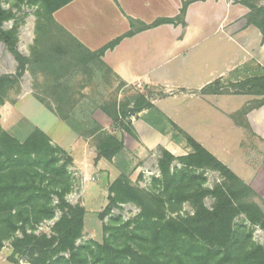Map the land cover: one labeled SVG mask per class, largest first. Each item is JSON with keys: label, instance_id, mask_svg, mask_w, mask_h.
I'll list each match as a JSON object with an SVG mask.
<instances>
[{"label": "trees", "instance_id": "trees-1", "mask_svg": "<svg viewBox=\"0 0 264 264\" xmlns=\"http://www.w3.org/2000/svg\"><path fill=\"white\" fill-rule=\"evenodd\" d=\"M194 1L198 0L183 2L175 19H159L149 26L131 18H128V22L131 28L140 24L142 30L174 22L184 25L182 20L186 7ZM241 5L249 10L247 25L256 27L264 41V6H258L255 0H244ZM41 9L47 10V24L56 25L64 36L55 40L63 41L62 44L53 42L50 50L45 48L36 53L42 70L56 80L67 76L73 64L97 62L102 66L100 58L104 52L113 48L121 38L134 34L130 30L92 53L53 21V9ZM9 19L11 15L2 7L0 0V42L16 60L21 76L29 61L18 52L16 30L2 28ZM257 69L258 74L231 83L223 87V91L213 87L218 84L214 81L202 92L204 95L261 97V100L250 102L232 116L235 119L242 117L249 110L264 105V70ZM6 81H9L8 77H0V86ZM143 110L148 111L144 117L148 125L160 132L172 127L183 136L193 152L175 158L162 149V158L158 163L161 178L158 181L164 190V197L132 186L124 175L116 178L107 189V204L98 214L99 221L110 214L113 207L122 203L134 204L140 213L128 223L119 220L110 227L103 225L102 231L108 234L104 235L101 244L92 240L76 244L82 237L85 210L65 199L70 191L65 179L66 167L58 166L56 155L65 154L64 150L51 146L47 136L38 128L20 143L0 127V250L8 244L10 264H264V248L252 241L251 230L233 227V220L244 215L251 226L259 225L264 229L262 211L257 205L243 200L252 194L251 188L139 94L132 104L130 117ZM103 112L113 123H117L121 117L115 107ZM123 130L136 137L129 122L125 123ZM123 149V143L113 135H99L97 157L111 161ZM175 160L182 167L170 170V164ZM202 163L217 170L230 182L228 185H217L210 192L214 199L211 209L201 202L202 185L193 171ZM52 195L58 202L55 207L60 217L53 224L51 235H36L33 232L36 225L54 218ZM188 200L193 203L192 215L165 217L167 207L176 211ZM66 253L68 258L63 257Z\"/></svg>", "mask_w": 264, "mask_h": 264}, {"label": "rangeland", "instance_id": "rangeland-1", "mask_svg": "<svg viewBox=\"0 0 264 264\" xmlns=\"http://www.w3.org/2000/svg\"><path fill=\"white\" fill-rule=\"evenodd\" d=\"M228 1L241 4L244 0ZM255 1L258 6H264V0ZM3 6L10 13L11 19L4 22L2 28L16 30L18 52L29 64L20 76L16 60L0 42V77L9 78V81L0 86V127L20 143L38 128L47 136L51 146H70L69 152L66 150L65 154H56L58 166L66 167L65 179L70 191L65 199L71 205H79L89 212L86 229L76 244L81 245L89 240L101 244L104 235L108 234L102 231L103 225L110 227L119 220L121 223H128L140 213V209L134 204L122 203L113 207L110 214L99 221L97 214L103 212L107 204V189L116 178L124 175L132 186L151 195L164 197V190L158 181L161 178L158 163L162 158V149L157 146L148 150L137 134L132 137L123 130V126L130 119L132 104L142 93L139 88L123 87L114 82L108 71L97 62L89 65L73 64L67 76L56 80L42 70L36 56L38 50H50L53 42H61L55 40L64 37L56 25L47 24V10L29 7L25 3H18L14 8L6 7V4ZM258 73L254 66L247 71H234L226 78L215 80L218 84L213 87H219L223 91V87ZM256 100H261V97ZM223 102L220 100L219 107H223ZM113 107L121 116L117 123L103 115L104 109ZM209 118H212L210 122L194 123L193 127L202 126L195 128L197 134L209 138V142L213 140V151L219 158L226 159L236 173L244 178L251 177L257 168L248 165L235 150L236 141L240 140L238 133H230L221 117L209 115ZM67 128L73 136L69 137ZM166 129L168 132L165 136H169L166 138L173 147L170 154L175 158L192 154V149L177 130L172 127ZM102 133L113 135L124 146L122 152L111 161L97 157L96 146ZM224 145L231 150V155L220 152V147ZM181 167L182 164L177 160L170 164V170ZM193 171L202 185L201 202L204 207L211 209L214 199L210 192L215 186L228 185L230 182L206 163L193 168ZM246 185L251 188L252 194L243 200L257 205L264 215V184ZM52 202L54 207L57 206L54 195ZM193 210V203L188 200L176 211L167 207L164 215L185 217L192 215ZM59 217L60 212L55 207L54 218L36 225L34 234L51 235V228ZM233 227H246L251 230L252 241L264 248V229L259 225L251 226L244 215H239L233 220ZM9 250L8 244L0 250V264H9ZM63 257L68 258V253L63 254Z\"/></svg>", "mask_w": 264, "mask_h": 264}, {"label": "crops", "instance_id": "crops-1", "mask_svg": "<svg viewBox=\"0 0 264 264\" xmlns=\"http://www.w3.org/2000/svg\"><path fill=\"white\" fill-rule=\"evenodd\" d=\"M185 1L2 0V7L6 4L14 8L18 3H25L29 7L53 9V21L92 53L133 30L134 34L121 38L100 58L111 79L123 87L139 88L155 109L242 182L264 184V105L235 119L233 115L258 98L202 92L215 80L226 78L234 71H247L252 66L264 70V41L256 27L247 25L249 10L228 0H198L187 5L184 25L174 22L146 30L140 24L130 27L128 18L147 26L159 19H175ZM220 100L224 101L223 107L218 105ZM147 113L143 110L128 122L148 150L159 146L172 153L173 147L166 138L169 136H165L168 129L160 132L148 125L144 121ZM209 115L221 117L230 133H238L240 140L236 141L235 150L248 165L257 168L251 177L236 173L226 159L213 151V140L209 142V138L197 134L195 128L202 126L193 127L194 123L210 122ZM68 131L69 137L73 136ZM58 146L70 151L68 145ZM220 152L231 155L225 145L220 147ZM84 210L85 231L89 212Z\"/></svg>", "mask_w": 264, "mask_h": 264}]
</instances>
